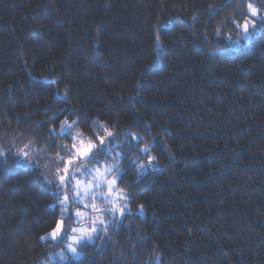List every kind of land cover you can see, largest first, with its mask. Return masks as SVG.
I'll list each match as a JSON object with an SVG mask.
<instances>
[{
  "label": "trees",
  "instance_id": "1",
  "mask_svg": "<svg viewBox=\"0 0 264 264\" xmlns=\"http://www.w3.org/2000/svg\"><path fill=\"white\" fill-rule=\"evenodd\" d=\"M235 8L0 0V264H264V30L246 39ZM65 118L86 139L103 134L93 121L115 133L101 158L119 155L117 186L132 197L130 214L67 261L66 238L41 239L61 219V187L15 155L31 142L56 159L73 142Z\"/></svg>",
  "mask_w": 264,
  "mask_h": 264
},
{
  "label": "snow or ice",
  "instance_id": "2",
  "mask_svg": "<svg viewBox=\"0 0 264 264\" xmlns=\"http://www.w3.org/2000/svg\"><path fill=\"white\" fill-rule=\"evenodd\" d=\"M233 3L236 4V8L234 11L241 10V4L243 5V10L238 17H233L231 20V24L234 26V29H239L240 33L246 37L250 38L254 35V33L259 30H264V0H233ZM223 23V21L221 22ZM233 29V30H234ZM217 35L221 34V27H217ZM160 40L159 34H157V47L159 48ZM78 120H69L65 118L60 122L59 133L66 135L73 139L75 142L71 144V149L68 148L67 145L62 146L64 151L67 153V157L60 156L57 153V159L62 162V167L56 168V174H54V179H49L48 175H44L43 179L48 184H53L55 181L59 182L61 188L66 186L67 182L70 179H74L73 174L70 169L77 165L78 162H82L85 159H88L93 156L94 152H98L101 150L102 146L106 143H110L111 139L115 137V133H113L106 124L101 123L99 121H93V128L99 127L102 129V133L93 132V139H80L82 133L76 132L73 135V130L77 127ZM57 129L55 127H51L49 129V136L51 138V133L56 132ZM130 139L137 141L136 145L133 147H138L139 144L143 143L144 147L142 151L144 153L150 154L152 149L151 145L145 143L140 135L133 134ZM34 148V145L29 142L24 144L22 148H18L15 152V155L21 157L25 160L33 161L34 157L31 152ZM37 151H43L41 149H37ZM9 154V150L0 145V157L4 159V162L7 163V156ZM157 160V157L154 155L150 157L147 163L151 164L153 161ZM139 167L143 168L144 165L141 164ZM47 168V166H45ZM117 169V165L105 166L103 171L101 169H94L96 176L100 177L104 180L107 185V193L101 194L106 195L107 203L110 207L102 208L96 203L91 204V211L93 213H98V215L94 217H90L89 224L87 227H74L71 228L72 235L67 236V229L65 227V223L63 219H60L55 222V226L53 227L51 232H47L44 236L41 237L42 240H47L51 238L54 241H58L60 239L67 240L66 249H62L60 256L62 260H69L70 257L67 255L68 252L72 254V256H80L81 250L89 243L94 242L96 239H103L104 237L100 235V233H104L107 235L109 233L110 225H116L119 223V218H124L128 214L132 212L131 206L127 204V201L132 199L130 193L126 189H121L117 186V180L119 176H115L113 179H107L108 173H112ZM83 186V190L85 194H88L92 185H82L80 181L76 182V188L79 189ZM77 195H80L79 191H77ZM93 200H95V193L92 194ZM124 202V203H122ZM69 203L68 195H64L63 199H58L57 204L60 206V216L64 217L67 215V206ZM137 211L143 212L144 206L139 205ZM105 214H110L113 219L106 220ZM75 215L80 218L85 217V213L77 210ZM157 264L160 260L159 255L155 257Z\"/></svg>",
  "mask_w": 264,
  "mask_h": 264
},
{
  "label": "rangeland",
  "instance_id": "3",
  "mask_svg": "<svg viewBox=\"0 0 264 264\" xmlns=\"http://www.w3.org/2000/svg\"><path fill=\"white\" fill-rule=\"evenodd\" d=\"M258 31L259 29L256 32ZM75 133L76 132L73 130V135H75ZM80 139H86V138L81 136ZM74 142L75 141L73 140L72 143ZM68 148L71 149V146H69ZM31 154L34 157L33 161L25 160L21 157L16 156V159L18 160V164L23 167H37L40 173L43 176L48 175L49 179H54V174H56V168L63 166L62 162L57 158L54 159L53 161H47L45 160V158L42 157V154H40L38 151L35 150H32ZM60 156L67 157V153L64 151V149L60 153ZM101 156H102L101 150L98 152H94L92 157L85 159L82 162H78L77 165L73 166L70 169L71 173L74 176V179H70L67 182L66 186L61 188L62 195L60 196V199H63V196L65 194L68 195L69 197V203L66 209L67 215L61 217V219H63L64 222L69 221L70 218L72 217L73 218L72 221L75 223V227H81V226L87 227L89 224L90 217H94L98 215V213H93L91 211L90 206L92 203H96L102 208L110 207V205H108L107 203L106 195H101L102 193L103 194L107 193V185L105 184L104 180L96 176L94 169L99 168L101 169V171H103L105 166L117 165L119 155L118 154L114 155V153L106 154L104 159H102ZM90 159L95 160V162L85 163V161H88ZM45 166H47V168H45ZM119 173H120L119 170L116 169L112 173L106 174L107 179L111 180L115 176L117 175L119 176ZM77 181H80L82 185H92L93 187L90 188L88 194H85L83 190V186L79 189L76 188ZM53 184L60 186L58 181H55ZM77 191H79L80 195H77ZM93 193H95V200H93L92 198ZM77 210L84 212L86 214L85 217L84 218L77 217L75 215ZM105 219L112 220L113 217L110 214H105ZM71 235L72 232L70 231L68 236ZM69 254L72 255L70 252Z\"/></svg>",
  "mask_w": 264,
  "mask_h": 264
}]
</instances>
